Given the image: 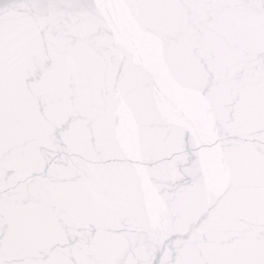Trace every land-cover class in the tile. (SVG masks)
<instances>
[{
	"label": "snow or ice",
	"instance_id": "snow-or-ice-1",
	"mask_svg": "<svg viewBox=\"0 0 264 264\" xmlns=\"http://www.w3.org/2000/svg\"><path fill=\"white\" fill-rule=\"evenodd\" d=\"M0 264H264V0H0Z\"/></svg>",
	"mask_w": 264,
	"mask_h": 264
}]
</instances>
